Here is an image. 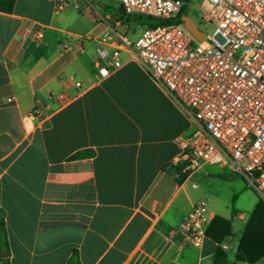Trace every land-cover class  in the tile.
<instances>
[{
  "label": "crops",
  "instance_id": "obj_1",
  "mask_svg": "<svg viewBox=\"0 0 264 264\" xmlns=\"http://www.w3.org/2000/svg\"><path fill=\"white\" fill-rule=\"evenodd\" d=\"M57 2L14 0L0 11L2 256L65 264L77 249L80 264H212L217 243L194 247L179 228L201 201L197 173L186 177L178 161L191 118L126 50L122 66L96 80L103 34L130 45L143 26L121 17L118 0ZM201 170L199 179L219 174ZM259 199L228 217L208 209L229 222L219 243L226 255L233 249L228 264H249L237 252L264 261Z\"/></svg>",
  "mask_w": 264,
  "mask_h": 264
},
{
  "label": "built area",
  "instance_id": "obj_2",
  "mask_svg": "<svg viewBox=\"0 0 264 264\" xmlns=\"http://www.w3.org/2000/svg\"><path fill=\"white\" fill-rule=\"evenodd\" d=\"M118 1L127 14L161 20L175 19L186 4ZM66 5L67 0H58L56 8ZM200 5L210 8L202 21L214 25L211 33L199 29L201 39L175 23L144 26L130 45L105 32L101 41L109 47L96 50V80L120 68L121 51H128L191 118L192 132L178 139L184 175L191 177L205 165L224 167L264 200V0H202ZM41 36L37 31L35 38ZM210 221L201 200L179 228L191 245L200 247Z\"/></svg>",
  "mask_w": 264,
  "mask_h": 264
},
{
  "label": "rangeland",
  "instance_id": "obj_3",
  "mask_svg": "<svg viewBox=\"0 0 264 264\" xmlns=\"http://www.w3.org/2000/svg\"><path fill=\"white\" fill-rule=\"evenodd\" d=\"M201 1L188 0L185 2V12L193 19L200 30L211 33L214 25L205 24L202 21L203 13L205 11L209 12L210 8L206 5H200ZM141 22L144 25L148 24L146 19H142ZM137 32H139V28H137ZM217 38L220 40L219 36ZM208 167H212V170L219 174L204 176L199 179L198 176L203 171L201 170L193 177L199 185L195 193L201 200L206 202L207 208L223 217L230 216L231 211L248 212L259 198L257 192L248 187L240 176L231 173L227 168L217 165H208ZM233 254V249L227 251L230 263ZM257 264H264V261Z\"/></svg>",
  "mask_w": 264,
  "mask_h": 264
},
{
  "label": "trees",
  "instance_id": "obj_4",
  "mask_svg": "<svg viewBox=\"0 0 264 264\" xmlns=\"http://www.w3.org/2000/svg\"><path fill=\"white\" fill-rule=\"evenodd\" d=\"M187 2L188 0H184ZM14 0H0V11L2 12H10L12 10ZM185 5L181 9L179 15L173 19V20H161L155 17L147 16V15H141V14H127L121 7V17L125 20H137L140 25L142 26H156V25H162V24H183L181 17L183 15H186L185 13ZM124 15V16H123ZM142 19H146L148 24H143L141 21ZM84 152H78L73 155V157L81 156ZM264 204L263 199H259L257 202V206ZM230 225L229 222L219 216H214L207 229H206V237L211 238L213 241L217 243L214 256H213V263L212 264H228L227 262V255L225 251L220 247L219 243L223 240V238L228 234V229ZM8 242H7V236H6V230L5 225L2 219H0V260L2 264H9L8 258L3 257V254L8 255ZM235 260L240 262H246L249 264H252L255 262V260H249L244 259L242 256H240L239 252L235 254ZM65 264H80L79 262V255L77 249H73L71 251L70 256L68 257Z\"/></svg>",
  "mask_w": 264,
  "mask_h": 264
},
{
  "label": "water",
  "instance_id": "obj_5",
  "mask_svg": "<svg viewBox=\"0 0 264 264\" xmlns=\"http://www.w3.org/2000/svg\"><path fill=\"white\" fill-rule=\"evenodd\" d=\"M181 19H182L183 26L188 31H190L197 39H201L203 37L204 33L199 30L198 26L196 25V23L193 21L191 17H189L188 15H183Z\"/></svg>",
  "mask_w": 264,
  "mask_h": 264
}]
</instances>
